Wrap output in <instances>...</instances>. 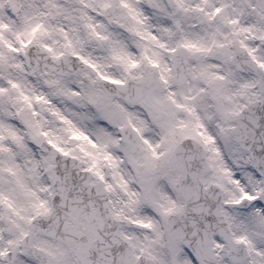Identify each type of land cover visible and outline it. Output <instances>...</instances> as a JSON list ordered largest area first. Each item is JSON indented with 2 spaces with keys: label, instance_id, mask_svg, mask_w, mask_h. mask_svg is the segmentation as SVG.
<instances>
[{
  "label": "snow or ice",
  "instance_id": "obj_1",
  "mask_svg": "<svg viewBox=\"0 0 264 264\" xmlns=\"http://www.w3.org/2000/svg\"><path fill=\"white\" fill-rule=\"evenodd\" d=\"M0 264H264V0H0Z\"/></svg>",
  "mask_w": 264,
  "mask_h": 264
}]
</instances>
